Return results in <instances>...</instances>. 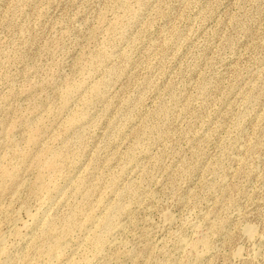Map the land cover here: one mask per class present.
<instances>
[{
  "label": "rangeland",
  "instance_id": "rangeland-1",
  "mask_svg": "<svg viewBox=\"0 0 264 264\" xmlns=\"http://www.w3.org/2000/svg\"><path fill=\"white\" fill-rule=\"evenodd\" d=\"M0 264H264V0H0Z\"/></svg>",
  "mask_w": 264,
  "mask_h": 264
},
{
  "label": "bare ground",
  "instance_id": "bare-ground-1",
  "mask_svg": "<svg viewBox=\"0 0 264 264\" xmlns=\"http://www.w3.org/2000/svg\"><path fill=\"white\" fill-rule=\"evenodd\" d=\"M252 230V229H251ZM261 235V234H260Z\"/></svg>",
  "mask_w": 264,
  "mask_h": 264
}]
</instances>
